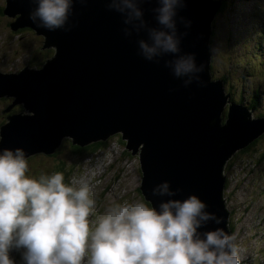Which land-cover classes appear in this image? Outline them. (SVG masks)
Returning <instances> with one entry per match:
<instances>
[{
  "label": "water",
  "instance_id": "obj_1",
  "mask_svg": "<svg viewBox=\"0 0 264 264\" xmlns=\"http://www.w3.org/2000/svg\"><path fill=\"white\" fill-rule=\"evenodd\" d=\"M7 3L5 14L16 16L12 28L36 30L45 37L43 48L54 53L41 68L29 63L18 73L0 71V97L13 96L14 104L27 109L1 128L0 153L21 149L26 159L54 153L66 138L88 146L120 133L140 161V191L151 207L196 195L205 212L223 218L202 225L200 238L216 229L232 235L223 169L264 134V117L233 102L223 80L211 78L212 23L223 0H186L177 10L179 55L191 54L197 66L203 65L198 73L203 83L193 80L187 86V77H175L167 66L175 56L146 59L139 41L148 39L147 28L137 32L106 0H72L65 27L56 30L30 19L35 0ZM139 6L148 27H160L153 11L159 4L145 0ZM164 182L175 195L153 194Z\"/></svg>",
  "mask_w": 264,
  "mask_h": 264
},
{
  "label": "clouds",
  "instance_id": "obj_2",
  "mask_svg": "<svg viewBox=\"0 0 264 264\" xmlns=\"http://www.w3.org/2000/svg\"><path fill=\"white\" fill-rule=\"evenodd\" d=\"M35 2L38 6L30 19L49 30L65 27L72 0ZM106 2L125 13V23L137 32L147 28L148 39L139 41L146 59L173 54L175 59L167 61V66L174 76L187 77L185 86L200 81L203 65L197 66L191 54L179 55L175 17L186 0H155L159 7L153 11L160 27H148L144 20L139 5L145 0ZM125 31L131 34V29ZM231 159L224 167L228 204ZM28 167L21 149L0 153V264H14L12 249H24L25 264H241L234 235L216 229L200 238L197 230L202 225L209 220L220 224L223 218L205 212V202L196 195L164 201L159 209L140 200L117 204L93 224L89 218L96 202L86 183L66 184L59 172L37 179L27 174ZM153 194L173 196L175 192L164 182ZM228 209L232 221L233 208Z\"/></svg>",
  "mask_w": 264,
  "mask_h": 264
},
{
  "label": "rangeland",
  "instance_id": "obj_3",
  "mask_svg": "<svg viewBox=\"0 0 264 264\" xmlns=\"http://www.w3.org/2000/svg\"><path fill=\"white\" fill-rule=\"evenodd\" d=\"M224 1L226 7L221 12L219 10L212 23L211 78L224 80L225 89L230 93L232 101L238 102L243 98L248 106L250 98L258 89L264 103V66H258L261 58L255 57L258 52L264 55V46L258 47L264 42V0ZM7 6V0H0V8L6 9ZM15 21L16 16L0 12V71L18 73L29 63V66L41 68L53 55L47 53L48 48H43L46 44L45 37L33 29L19 33V29L12 28L11 24ZM14 102L13 96H1L0 110L5 108L6 103L16 105ZM19 105L22 104L17 103ZM229 106L226 105L223 109L226 118ZM26 110L23 106L20 113H27ZM253 111L254 117H264V105ZM119 135L121 134L110 137L105 141L108 143L98 152H92V155H77L70 153L68 148H63L62 157L65 161L70 166L80 167L79 176L73 180L83 181L87 185V182H91L90 196L96 202L89 218L93 224L111 206L138 200L147 204L140 191V161L131 154V150L126 147V140ZM43 154L34 159L36 163L51 165L52 160L48 159L47 154ZM233 158L228 162L231 164L227 170L230 173L233 170V179L246 175V183L235 184L230 181L229 204L224 195L227 207L233 208L231 224L236 228L232 235L235 236L241 264H264V136L256 146ZM251 158L257 163L261 162V166H255L253 170L254 163H248ZM246 164L249 167H245ZM235 190L238 191L233 193ZM12 250L14 256L18 253L23 256L24 249ZM13 260L14 264L16 261L24 262L18 256Z\"/></svg>",
  "mask_w": 264,
  "mask_h": 264
},
{
  "label": "trees",
  "instance_id": "obj_4",
  "mask_svg": "<svg viewBox=\"0 0 264 264\" xmlns=\"http://www.w3.org/2000/svg\"><path fill=\"white\" fill-rule=\"evenodd\" d=\"M226 7V2L223 0V4H222V6H221V9H220V12L222 11V10H224V8ZM5 8V7H4ZM0 12H2L3 14H5V12H4V9H3V7L2 8H0ZM29 30H32L31 28H28V27H24V28H19V33H24L25 31L27 32V31H29ZM17 31V32H18ZM262 33H264V31H262ZM212 37H213V33H212V35H211V40H212ZM261 37H263L262 35H261ZM264 38V37H263ZM211 44H212V41H211ZM262 46H264V42H261L260 43V45H258V47H262ZM54 52V49H51V48H48V50H47V53L48 54H52ZM255 57H257V58H261L260 59V62H259V65L258 66H264V55H263V53L261 54V53H259L258 52V54L256 53V55H255ZM262 57H263V60H262ZM254 60V59H253ZM260 76V75H259ZM224 81V80H223ZM262 84H263V86H264V82L262 81ZM225 87V86H224ZM263 91H264V89H263ZM228 92V91H227ZM229 93V92H228ZM261 93H260V90H258V89H256L255 90V93H254V95L252 96V98H250V100H249V104L250 105H248L247 107L249 108V109H252V110H254V109H258V108H261L262 107V105H264V103H262V99H261V95H260ZM235 102V101H234ZM238 103H242V104H245L244 103V101H243V98L242 99H240V101H238ZM246 105V104H245ZM227 114V113H226ZM261 116H263V115H261ZM223 118H224V120H225V118H226V115L225 114H223ZM264 136V135H263ZM263 136H261L260 138H258L257 140H255L253 143H251L246 149H244V150H242L241 152L243 153V152H245V151H247L248 149H250L251 147H254V146H256L258 143H260V140H261V138L263 137ZM67 140H65L64 141V143L63 144H61V146L57 149V153H60V154H58V156H54V160H52L51 159V157L52 156H49L50 157V160H52L53 162V164H51V165H46V166H42V168H40V169H36V168H33L32 170H29V176H31V177H34V178H37V179H39L41 176H51L52 174H54V173H57V172H59V173H61L63 176H64V182L66 183V184H69V185H71L72 184V180H73V178L75 177H77V176H79L78 175V171H79V169H80V167H78V166H70L68 163H67V161H65V159L62 157L63 156V154H64V150H63V148L64 147H66V150H67V148H69L70 146L69 145H74L73 144V141H72V139H69V138H66ZM106 143H108V142H104V141H99V142H95V143H93V144H90V145H88V146H79V145H74L72 148H71V150H70V153H75V154H77V155H83V154H85V155H89V154H93V153H96L97 152V150L99 149V150H101L100 148L104 145V144H106ZM105 146V145H104ZM61 150H63V151H61ZM56 152V151H55ZM54 152V153H55ZM93 152V153H92ZM54 153H51V154H49V155H52V154H54ZM259 158V157H258ZM248 163H254L253 165H255V164H257L256 165V167H260L261 166V162L260 163H257L256 161H255V159L253 158H251V159H249L248 160ZM248 164H246L245 165V167H248L247 166ZM250 165V164H249ZM254 167V166H253ZM253 170H254V168H253ZM233 171V170H232ZM231 171V173H230V175H229V186H230V179H233L232 177H233V172ZM235 183L236 184H240V183H246V175H241V177H240V179L239 180H235ZM76 186V185H75ZM227 186H228V184H227ZM238 190H235V191H233V193L235 192H237ZM147 204L151 207V205H150V203L149 202H147ZM231 223V222H230ZM231 229H232V231H235V228H236V226L235 225H232L231 224ZM10 255H11V258L12 259H14V258H16L17 256L20 258V259H22L23 260V256H22V254L21 253H18V254H16L17 256H14L13 255V250H11L10 251ZM257 258V257H256ZM24 261V260H23ZM15 264H25V262H15Z\"/></svg>",
  "mask_w": 264,
  "mask_h": 264
},
{
  "label": "flooded vegetation",
  "instance_id": "obj_5",
  "mask_svg": "<svg viewBox=\"0 0 264 264\" xmlns=\"http://www.w3.org/2000/svg\"><path fill=\"white\" fill-rule=\"evenodd\" d=\"M54 53V52H53ZM52 53V54H53ZM4 99V98H3ZM12 101V100H11ZM4 109L3 110H5V109H7L6 111H1L0 110V139H1V128L6 124V122L8 121V119H9V117H11V115H13V114H15V113H20L21 111L20 110H22L23 109V105H19V106H17V105H10L9 103H6V104H4ZM8 108H10V109H8ZM120 137H121V135H119ZM65 140H67V139H65ZM64 140V141H65ZM64 141H63V143H64ZM62 143V144H63ZM70 147L68 148L69 150H71V148L74 146V145H69ZM58 151L56 150V152L54 153V154H52V155H49V154H47V157H48V159H50V157L49 156H52L51 157V159L52 160H54L55 158H54V156H58V154H60V153H57ZM42 155H44L43 153H37V154H34V155H31V156H29L28 158H26V160H27V162H28V172H27V174L29 175V170H32L33 168H36V169H40V168H42V165L41 164H39V163H36V161L34 160L35 158H37L38 156H42ZM53 162V161H52ZM54 163V162H53ZM52 163V164H53Z\"/></svg>",
  "mask_w": 264,
  "mask_h": 264
},
{
  "label": "built area",
  "instance_id": "obj_6",
  "mask_svg": "<svg viewBox=\"0 0 264 264\" xmlns=\"http://www.w3.org/2000/svg\"><path fill=\"white\" fill-rule=\"evenodd\" d=\"M248 167H249V166H248ZM240 177H241V175L237 176V178H235V179H230V181H231L232 183H235V180H238ZM87 183H88L89 189L91 190V182H87Z\"/></svg>",
  "mask_w": 264,
  "mask_h": 264
},
{
  "label": "bare ground",
  "instance_id": "obj_7",
  "mask_svg": "<svg viewBox=\"0 0 264 264\" xmlns=\"http://www.w3.org/2000/svg\"><path fill=\"white\" fill-rule=\"evenodd\" d=\"M223 85H224V82H223ZM235 103H238V102H235ZM239 104H242V103H239ZM243 106H247V105H245V104H242ZM113 136V135H112ZM112 136H110V137H112ZM110 137L107 139V140H105V141H108L109 139H110ZM104 141V142H105ZM123 155V154H122ZM257 164H255L254 165V169H255V166H256ZM224 171H225V168L223 169Z\"/></svg>",
  "mask_w": 264,
  "mask_h": 264
}]
</instances>
